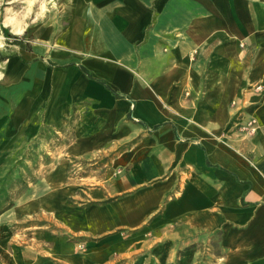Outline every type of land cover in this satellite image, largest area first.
<instances>
[{
    "label": "crops",
    "instance_id": "obj_1",
    "mask_svg": "<svg viewBox=\"0 0 264 264\" xmlns=\"http://www.w3.org/2000/svg\"><path fill=\"white\" fill-rule=\"evenodd\" d=\"M52 1L55 37L6 58L17 114L70 142L45 176L56 194L61 160L117 152L124 195L97 221L82 211L107 237L62 260L264 264V0Z\"/></svg>",
    "mask_w": 264,
    "mask_h": 264
},
{
    "label": "rangeland",
    "instance_id": "obj_2",
    "mask_svg": "<svg viewBox=\"0 0 264 264\" xmlns=\"http://www.w3.org/2000/svg\"><path fill=\"white\" fill-rule=\"evenodd\" d=\"M57 9L58 2L52 0H0V264H23L24 260L27 264H66L62 258L92 251L88 246L107 236L98 238L81 230L82 211L86 220L94 215L97 221L110 214L112 209L107 210V205L124 196L112 195L109 184L115 180L111 177L117 178L120 172H109L117 152L91 159L70 155L71 160H61L59 166L69 178L60 194H56L59 186L45 176L55 170L70 142H60V134L42 124L36 135H29L33 120L25 122L17 114L22 83L8 81L6 58L22 49L35 48L38 52L46 26H52L50 35L54 38L61 28L56 21ZM16 22L24 27L21 33L14 31ZM4 27L23 46L7 36ZM84 176L87 178H81ZM134 233L135 229H131L125 235ZM128 257L110 264H134L135 252Z\"/></svg>",
    "mask_w": 264,
    "mask_h": 264
},
{
    "label": "trees",
    "instance_id": "obj_3",
    "mask_svg": "<svg viewBox=\"0 0 264 264\" xmlns=\"http://www.w3.org/2000/svg\"><path fill=\"white\" fill-rule=\"evenodd\" d=\"M4 30V33L7 35V36H10V37H14V39L16 40V42L20 45L23 46V42L21 40H18L17 36L15 34H12L8 28L4 27L3 28Z\"/></svg>",
    "mask_w": 264,
    "mask_h": 264
},
{
    "label": "bare ground",
    "instance_id": "obj_4",
    "mask_svg": "<svg viewBox=\"0 0 264 264\" xmlns=\"http://www.w3.org/2000/svg\"><path fill=\"white\" fill-rule=\"evenodd\" d=\"M46 9V8H45ZM10 19H8L9 21ZM24 27L20 25L19 23H14V31L17 33H21L23 31Z\"/></svg>",
    "mask_w": 264,
    "mask_h": 264
}]
</instances>
